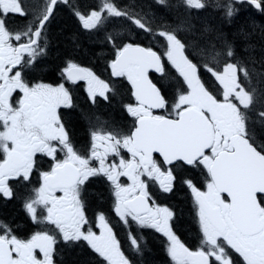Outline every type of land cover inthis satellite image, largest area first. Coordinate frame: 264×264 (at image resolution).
<instances>
[{"label":"snow or ice","instance_id":"obj_1","mask_svg":"<svg viewBox=\"0 0 264 264\" xmlns=\"http://www.w3.org/2000/svg\"><path fill=\"white\" fill-rule=\"evenodd\" d=\"M258 20L264 0H0V209L17 213L0 212V264L77 250L86 264H144L145 232L167 264H264ZM89 54L108 80L76 59ZM185 211L195 247L178 234Z\"/></svg>","mask_w":264,"mask_h":264},{"label":"flooded vegetation","instance_id":"obj_2","mask_svg":"<svg viewBox=\"0 0 264 264\" xmlns=\"http://www.w3.org/2000/svg\"><path fill=\"white\" fill-rule=\"evenodd\" d=\"M116 1H118V4H121V5L128 3V0H116ZM29 2L38 4L39 0H29ZM15 23L16 24H22V23H24V21H23V19H17V20H15ZM101 73H103V72H101ZM79 84H80V86H83V82H80ZM79 96H81L82 99H85V95H84V93H82L81 89H77V91L74 93V97H75L78 105H80V102H81L79 100ZM127 122L128 121H126L125 123H127ZM87 143H88V135H87V129H86L85 138L80 143H78L77 146L83 147V146L87 145ZM94 190L95 189H93V191ZM176 196H173V197H176ZM180 196H183V194ZM170 202L173 203L172 199L170 200ZM95 207H96L95 203H93L90 206L89 215L92 214V212L95 210ZM190 207H191L190 204L186 205V209L190 208ZM2 211H6L10 217L15 216L17 214L16 209L12 205H9L6 210L0 209V212H2ZM186 213H187V211H186ZM187 219H189V218L187 217ZM112 224L114 227V231H115L116 235L118 236V239L120 240L121 244L123 245V250L128 252V241H127L126 229L120 223H117L115 219H113ZM185 224H186V222L184 223V225ZM180 227L178 228V234L180 235L181 239L186 243V246L195 247L197 244V241L195 239L194 233L192 231L187 233L189 230H183L182 226H180ZM145 235L148 237V248H150L151 251L145 250L143 253L142 259L144 261V264H148L147 263V257L151 253L153 254V251L155 249L160 250V245H159L158 241L154 239L153 235H151L149 232H145ZM160 252H161V256L163 258V264H167L168 258L166 256V254L163 253L161 250H160ZM129 254H131V253H129ZM60 258L61 257H59V256L57 257V259H60ZM62 258H63L64 264H80L81 260H84L85 263H83V264H86L85 259L88 260L87 255L85 253L79 252L78 250L72 251V252L64 251L62 253ZM136 259H137L138 264H140L141 258L137 257Z\"/></svg>","mask_w":264,"mask_h":264},{"label":"trees","instance_id":"obj_3","mask_svg":"<svg viewBox=\"0 0 264 264\" xmlns=\"http://www.w3.org/2000/svg\"><path fill=\"white\" fill-rule=\"evenodd\" d=\"M60 17H61L60 23L63 26L64 34H65V36H69L71 34V32L73 31L72 25L70 23H67V24L64 23L67 20V16H65L63 13L60 14ZM258 22L259 23H264L261 20H259ZM62 47H66V48H68L70 50V45L67 43V41L62 45ZM76 59L79 62L82 63V66L90 67L93 70H95L98 75H100V76L102 75V74H100V71L104 70V66H103V62L99 58L89 54L87 56L77 55ZM106 77H107V80H108L109 79V74L108 73H106ZM53 78H56L54 73L52 74L50 79H53ZM79 100L81 101L80 102V106L81 107H85L86 106L85 99H82V97L79 96ZM78 111H79V109H77V112ZM100 112H101L102 115H105V116L109 115V112L106 111L104 104H101ZM112 115L115 117L117 123L124 124L126 122L125 120H121L120 119L119 113H113ZM73 121H74V123L76 125V129H75V131H76V140L78 141V143H80L86 136V125L82 121H80L77 118L76 115L73 116ZM180 195H182V194H177L176 197L171 198L172 202H173V204H177V205H179V207L186 209V205H185V203L183 201L182 196H180ZM187 217L188 216H187V213L185 211L184 220L186 221V224L184 225V223H183L181 226H182L183 230H189L187 232V233H189L192 230L188 226ZM85 261L87 262V259H85ZM83 263H85L84 260H81L80 264H83ZM147 263L148 264H163V258L161 256L160 250L155 249L153 251V254L151 253L147 257Z\"/></svg>","mask_w":264,"mask_h":264},{"label":"rangeland","instance_id":"obj_4","mask_svg":"<svg viewBox=\"0 0 264 264\" xmlns=\"http://www.w3.org/2000/svg\"><path fill=\"white\" fill-rule=\"evenodd\" d=\"M259 23V22H258Z\"/></svg>","mask_w":264,"mask_h":264}]
</instances>
